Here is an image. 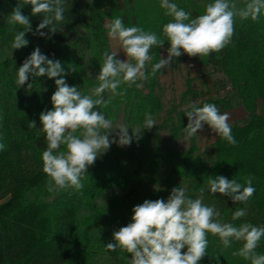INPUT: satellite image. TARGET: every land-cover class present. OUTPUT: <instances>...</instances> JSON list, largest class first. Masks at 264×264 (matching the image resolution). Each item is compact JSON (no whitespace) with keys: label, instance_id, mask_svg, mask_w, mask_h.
I'll use <instances>...</instances> for the list:
<instances>
[{"label":"trees","instance_id":"16d2710c","mask_svg":"<svg viewBox=\"0 0 264 264\" xmlns=\"http://www.w3.org/2000/svg\"><path fill=\"white\" fill-rule=\"evenodd\" d=\"M160 2L91 0L84 7L82 0H65L64 21L55 24V33L42 29L48 33L49 38H45L35 34L43 14L33 15L31 5H23V0H0V12L7 17L21 6L22 13L31 22L32 37L46 45L41 53L59 60L66 83L76 86L83 95H91V90L98 86L94 78L99 74L104 53L113 52L105 19L110 23L119 17L126 27L138 26L163 41L162 46L150 49L149 79L138 81L142 87L122 85L118 91L124 92L123 95H116L106 107L95 109L112 120L121 111L122 124L129 127L130 136L133 130L143 127L146 113L152 114L156 125L142 129L140 138L134 137L128 146L112 144L88 167L80 190H48L50 178L43 171L42 162L47 142L39 117L42 112L53 109L51 96L56 85L54 79L46 76L29 77L21 87L16 83L18 68L35 49L28 32L26 47L12 49L10 56H0V143L5 145V149L0 150V264H129L131 254L119 248L109 251L105 247L115 242L113 233L132 222L135 206L145 200L166 201L171 190L182 187L183 183L188 184V195L192 199L201 198L203 190L202 202L220 212V222L237 227L243 223L264 227V115L256 108L257 99L264 102V14L255 21L241 19L234 25L230 43L220 52L189 57L181 50L182 55L168 67L173 69L184 61L198 59L203 68L220 70L247 113L242 123L230 124L237 143L231 145L217 136L211 159L206 160L195 135L189 138V146L184 149L160 137L162 129H168L171 140L185 135L183 129L188 118L184 113L190 110L197 95L188 76L179 103L164 110L159 77L165 68L155 76L150 75L151 65L163 58V52L167 56L170 47L163 27L173 17L166 15ZM170 2L191 13L190 18L204 14L207 5L197 0ZM247 2L244 0V6ZM19 31H26V26L8 25L0 20V54L12 44ZM85 54L95 76L89 77L84 71ZM103 95L105 100L112 96L109 92ZM186 96L192 102L186 109H180ZM204 103H213L221 109L232 107L229 100L219 96L195 104ZM32 121L36 128H29ZM60 150L65 151V146ZM161 165L165 169L158 176ZM217 176L234 179L245 186L246 179L251 178L255 192L246 203L234 204L229 196L210 192L208 178ZM113 187L123 192L99 203L98 198ZM238 208H246L247 214L232 220ZM207 239V252L199 264H250L232 255L242 247V241L234 240L232 246L225 249L217 236L209 233ZM186 251V247L182 249ZM256 252L264 255V237Z\"/></svg>","mask_w":264,"mask_h":264},{"label":"clouds","instance_id":"9594fccd","mask_svg":"<svg viewBox=\"0 0 264 264\" xmlns=\"http://www.w3.org/2000/svg\"><path fill=\"white\" fill-rule=\"evenodd\" d=\"M24 4L31 5L33 15L43 14L35 33L41 37L49 38L42 29L48 28L50 33H55V24L65 19V0H23ZM160 6L166 9V15L173 17L163 27L170 47L166 58H160L151 65V76L169 67L175 58L182 55L181 50L189 57L220 52L230 43L234 34L235 17L255 21L264 14V0H248L243 8H237L229 0H213L206 5L205 13L196 18H190L191 13L170 0H161ZM8 23L26 26V31L17 32L11 44L12 49L26 47L29 42L25 34L31 30V22L22 13L20 5L13 9ZM106 28L109 38L119 42L127 60L117 59V51H105L99 74L94 78L99 83L91 90V95H83L76 86H69L63 78L61 62L49 59L39 47L17 70L16 83L20 87L26 84L29 77L46 76L55 80L56 91L51 96L53 109L42 112L39 117L41 131L46 134L47 146L42 152V162L43 171L50 178L49 191L69 188L80 190L88 167L106 153L112 144L128 146L134 137L137 140L140 138L142 129H151L156 125L152 114L146 113L143 127L132 129L130 136L127 125H114L112 119L95 110L98 106L106 107L112 97L123 95L124 92L118 91L122 85L142 87L138 81L149 79L147 65L152 60L150 49L163 44L155 33L146 32L138 26L126 27L119 17L106 24ZM88 76L91 77V73ZM28 88H31V84H28ZM105 92L112 94L108 100L104 99ZM184 114L188 118V124L183 129L186 139L196 135L207 124L229 144L237 143L232 135L230 115L222 114L215 104L197 106L192 103L190 110ZM29 128H36L34 121L29 122ZM114 132L115 137L110 139ZM62 145L65 151L60 150ZM4 149L5 145L0 143V150ZM208 188L213 194L229 196L234 204L246 203L255 192L251 178L246 179L245 186L223 176L209 177ZM202 196L203 190L201 198H190L188 186L184 185L174 187L167 201L145 200L133 208L132 222L113 233L115 242L105 247L109 251L119 248L131 254L129 264H199L206 255L207 236L211 233L219 238L225 249L230 248L234 240L242 241V247L232 255L242 257L250 264H264V255L256 252L264 237V227L250 223H243L239 227L222 223L218 219L220 212L205 205ZM246 214V208H238L232 220H238ZM185 247L187 251L182 252Z\"/></svg>","mask_w":264,"mask_h":264},{"label":"rangeland","instance_id":"374dc122","mask_svg":"<svg viewBox=\"0 0 264 264\" xmlns=\"http://www.w3.org/2000/svg\"><path fill=\"white\" fill-rule=\"evenodd\" d=\"M91 0H82V4L85 7ZM200 3L209 4L212 3L213 0H197ZM230 3H235L237 8L244 7V0H229ZM0 20L5 24L8 23V17L3 15L0 12ZM241 18L239 16L234 18V25L240 23ZM105 25L108 24V20H104ZM11 28V26H10ZM28 36L32 40L34 47H39L40 51L44 50L46 45L34 39L31 35V31H28ZM109 38V36H108ZM110 46L112 51H117V57L121 61L127 60V57L122 49H120V45L118 41L112 40L109 38ZM12 51L11 45L4 48L0 54L1 58L10 56ZM163 58H166V52H163ZM83 65L84 71L86 74L91 73V76H95V71L91 68L88 61V54H85L83 57ZM192 79V85L194 90L197 92L196 97L194 98V102L196 104L201 103L204 99L214 96L225 97L227 100L231 102L232 107L230 109H221L217 107L219 111L223 113H228L230 115V124L233 123H242L246 118V111L241 104V102L237 99L235 91L233 88H227L229 84L226 83V76L220 71L215 70L212 67L203 68L198 59L195 60H187L182 62L179 66L170 69L168 67L165 68V72L160 75V90L159 93L162 98V102L164 105V110L170 107L172 104H177L180 101L181 93L186 89L185 79L187 77ZM223 84L220 85V84ZM224 84H226L224 86ZM192 102L189 96H186L184 101L180 104V109H186L189 104ZM257 111L264 115V102L260 99L256 101ZM164 111L160 114V117H164ZM161 118L158 119L157 122H160ZM113 123L120 124L122 123V112L119 111L115 119H113ZM119 129L116 130L118 132ZM115 137V132L112 133L111 138ZM160 137L166 140H170V142L175 145L178 149H184L189 146V138L186 139L185 135L171 140L170 133L168 129H162L160 131ZM217 135L214 133L207 124L204 125L202 130H199L195 135L196 144L202 152L204 159L210 160L211 155L213 153V142L215 141ZM165 169L163 165L160 166L158 171V176H160L161 172ZM187 185L183 183L182 186ZM123 192L122 189L118 187H113L106 192V194L100 198H98V202L101 203L106 197L116 194H121ZM167 201V199H166Z\"/></svg>","mask_w":264,"mask_h":264},{"label":"built area","instance_id":"2783aa9c","mask_svg":"<svg viewBox=\"0 0 264 264\" xmlns=\"http://www.w3.org/2000/svg\"><path fill=\"white\" fill-rule=\"evenodd\" d=\"M227 88H231L230 86H227Z\"/></svg>","mask_w":264,"mask_h":264},{"label":"crops","instance_id":"0c3cea01","mask_svg":"<svg viewBox=\"0 0 264 264\" xmlns=\"http://www.w3.org/2000/svg\"><path fill=\"white\" fill-rule=\"evenodd\" d=\"M258 110V109H257Z\"/></svg>","mask_w":264,"mask_h":264}]
</instances>
